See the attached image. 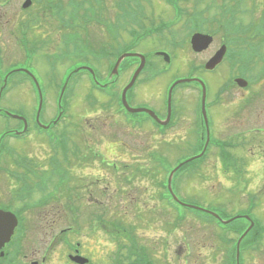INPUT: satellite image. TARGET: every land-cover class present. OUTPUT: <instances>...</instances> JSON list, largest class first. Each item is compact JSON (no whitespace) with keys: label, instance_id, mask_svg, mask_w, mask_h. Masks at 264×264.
Segmentation results:
<instances>
[{"label":"rangeland","instance_id":"rangeland-1","mask_svg":"<svg viewBox=\"0 0 264 264\" xmlns=\"http://www.w3.org/2000/svg\"><path fill=\"white\" fill-rule=\"evenodd\" d=\"M24 1L10 0V6H7L8 10L5 13L8 15L7 18L10 17L12 31H17L20 22L27 19L25 16L31 15L34 18L32 23L37 17L36 22L32 24L31 38L39 42V52L33 57V63H31L25 60L23 50L15 46L11 38L8 50L6 54L4 53L8 65L4 69L9 70L19 64L31 66L44 95L43 108L40 113L41 120L49 122L54 117L56 118L59 113L58 97L61 85L59 83L64 81L68 69L72 67L71 64L80 55L73 52L72 48L67 49L65 47L66 37L64 34L66 31L61 30L59 19L55 17L50 7H46L43 0H36L37 4L34 0L31 9L29 8L30 10L27 11L22 10ZM56 1L64 8L65 16L67 9L71 10L69 0H54V2ZM118 1L103 0L106 8L110 10L105 12V16L114 17L113 10ZM142 4L146 10L145 14H147L144 20L148 24L158 25L163 21L171 20L170 22H172L179 18L176 16L173 6L166 0H148V2L142 1ZM181 7L187 13H197L200 16V22L207 28L204 31L221 29L217 21L225 17L224 15L227 13H229L228 17L233 15L234 25L239 29V32L243 33L241 39L245 41V45L250 51L254 50V54H251L252 69L248 75L253 78L260 76L264 67V0H232V2L230 0H185L181 1ZM226 9H228L227 13L224 12ZM180 19L171 27L170 31L168 30L169 32L165 31L164 36H157L158 38L150 37L140 40L132 37L131 39V36H127V32L123 31L122 50L127 49L126 45L132 43L133 50L144 53L152 64L150 66L154 68L140 76L137 85V98L131 103L133 106H146L162 110L163 95L172 81L177 77L189 75L192 67L203 66L217 48V45L213 44L205 53L194 52L188 36L191 35L189 34L190 29L186 26L189 16H182ZM4 21L6 20L4 19ZM240 25L245 29L250 26L251 29L249 32H245ZM90 28L89 32L80 33V36L81 38L82 36L87 37L91 48L99 51L100 46L107 40V33L105 28L99 24H92ZM171 33L175 37H172ZM218 36L220 38L222 34L219 33ZM7 37V33L3 30L0 34V44L3 40L8 42ZM167 38L180 40L179 46L174 47L171 41L167 45L165 40ZM130 39L131 41L127 42ZM163 48L170 49L173 64L168 66V71L157 75L155 73L163 71L166 62L162 56H157L154 51ZM64 52H68L69 55L65 56ZM91 52L90 49H87V53ZM103 61L108 63V59ZM126 61L134 60L127 59ZM86 62L99 69L101 79L108 76V64L106 65L104 62L99 64L90 54L87 56ZM156 69L160 70L155 71ZM130 72L131 70L123 73L119 81L115 82L114 87L111 88V92L114 93L111 95L113 98L108 97L106 92L97 90L88 74L81 73L78 76L76 74L74 76L76 80L73 79L67 84L61 103L67 108L66 116L61 120L62 122L60 121L57 126L49 131V133H61L68 130L73 137L74 144H79L82 147V153L78 154L76 161L73 159L74 178L80 176L84 187L82 191L79 186L77 191L73 190L74 198L72 201L79 208V226L74 229L72 238L75 241L80 233L85 232L89 233L83 236L87 242L100 237L99 242L104 249L107 248L104 252L106 259L111 258L116 241L121 240L124 243H130L129 235L124 232L117 233L110 224V221H117L127 227V232L133 230L139 241L148 248L150 259L155 264H201L203 260V264H222V262L218 263L213 260L214 257L220 260L223 254L216 245L215 228L204 224L202 220L209 218L206 213L177 204V210L159 208L160 200H157L158 180H155L156 171L159 168L154 163L153 155L155 154L161 161V157H164L162 154L166 155L170 160L168 166L176 167L180 161L193 156L199 150L186 148L187 141L190 138L193 139L194 134L187 135L188 137L185 138L187 132L183 130V126L176 129L174 133H169L166 137L167 134L164 135L159 130H154L150 122L139 125V128L135 129L130 128L122 117L115 115V112H118L127 120L148 121L147 118H142L146 116L144 113L134 114L132 117L125 114L115 100V94L121 91ZM2 73L3 69L1 68L0 75ZM239 73L238 65L233 68L227 64L221 65L215 72L207 71L203 74L213 93L221 83L218 90L226 83L231 84L233 97H236L234 104L228 106L232 107L234 112V114H231L232 111L230 112L232 125H229L228 128L224 126L220 130L217 128V131L223 137L235 133L237 137L233 140L246 139L249 141L246 145L237 146L238 149L234 151L236 157L241 158L244 162L239 163L242 165L240 167L242 173H237L234 168L227 170L222 166L221 161L217 159V150L212 148L202 163L199 161L189 162L179 169L174 175L173 186L186 203L212 209L224 219L236 214L248 213L250 201L256 197L257 207H254L253 214L256 218H261L264 223V137H258L255 140L258 134H253V131L250 130V128L264 125V73L247 90H241L235 82L231 81L232 76H242ZM152 75L155 78L151 79ZM14 78L15 81H18L19 75ZM67 78L68 76L65 78L64 84ZM13 79L9 84V90H6L8 92L5 93L0 102L1 108L4 107L10 112L24 115L33 121L38 108L35 87L33 83H29V80L12 83ZM222 95L226 97L227 93L224 92ZM189 96L192 99L195 98V94H190L188 90H179L178 92V97L185 105L184 100L188 99ZM248 99L250 100L247 101ZM162 115H164V109ZM32 121L31 126L33 125ZM19 125L20 123L16 119L0 115V133L6 127L16 129ZM92 126H95V129L91 128ZM258 130L264 133V129ZM245 131H249L251 134L244 135ZM97 133H101V138ZM46 135H48L47 132L32 127L30 135L25 140L17 137H6L4 142L12 151V155H9L8 152L6 156H3L1 168L12 167L11 171H15L14 167L17 166L14 165V158L24 161L28 158H34L30 166L36 167L41 172L50 168L47 166V161L55 152L46 141ZM183 138H185L183 141L187 142L183 148H176L171 145L175 139L180 142ZM94 150H98L102 153L101 156L106 158L105 167L98 165L100 161H98V155L94 154ZM118 159H122L121 163ZM162 162L165 163V160ZM35 163L38 165L36 166ZM76 163H82L83 166L74 167ZM135 163H138V166H133ZM197 163L200 164L197 165ZM108 164H113V166H107ZM64 166L68 167L67 164ZM124 166L128 172L126 174L134 178L132 186L130 183H123V179L118 177L117 173L121 172ZM116 168L121 169L116 172ZM162 168L164 169L163 166ZM35 173L38 171H34ZM6 174L5 170L0 171V204L11 202L15 208H20L25 213V248L29 249L30 254H34V248L37 245H43L47 236V224L44 227L40 223L41 215L48 217L51 228L55 226L56 229L54 230L57 232L69 222L67 212L64 210V208L68 209V206L72 205L67 199L71 193L68 189V183L58 186V181L53 179L47 187L41 188L40 185L43 184L32 174V179H36L34 184L37 188L30 182L34 191L27 196L25 192L21 193L18 182ZM162 175L161 172L160 178ZM122 188H125L124 195L121 193ZM82 193L84 199L82 201L84 202L81 203V201L78 204V196H82ZM88 193L93 195L91 196L92 202L84 198ZM43 202L46 204L42 205ZM135 202H137V207H133ZM164 203L167 202L164 201ZM94 215L101 220L97 223L98 232L93 234L91 222L95 219ZM180 215H185V218L180 220ZM102 220H106V222L103 223ZM236 221H240V219ZM213 244L216 245L214 249L218 253H212L209 250L213 249ZM50 257L53 258V254ZM184 257H187L188 263H184ZM246 257L247 264H264V244L254 252H248Z\"/></svg>","mask_w":264,"mask_h":264},{"label":"flooded vegetation","instance_id":"flooded-vegetation-1","mask_svg":"<svg viewBox=\"0 0 264 264\" xmlns=\"http://www.w3.org/2000/svg\"><path fill=\"white\" fill-rule=\"evenodd\" d=\"M7 6H10V0H0V34H2L3 30H5V33H7V36H8L7 37L8 42H4L3 40L2 44H0V54L2 55L1 61L4 66L7 65L5 54L11 42L10 39H11V33H12L10 17L7 18L8 15L5 13V11L8 10ZM30 17L31 16H28L27 18H30ZM4 19L6 21H4ZM204 32L212 33L211 31H204ZM212 34L214 38H213V43L211 45L216 44L218 48L221 47L223 44H227L228 46V50L223 59V62L220 63L215 69H217L221 65L232 64L234 62L233 54L229 53L230 46L228 45L225 39V36H221L219 38L217 32H213ZM13 38H14L13 42L15 43V46H17V44L20 42H26L23 39V37H21L20 42H18L19 35H14ZM107 41H108V38L106 40L105 46L107 44L109 54L114 56L118 51H121L122 31H121V21L120 20L117 19L116 21V32H115L113 43L112 42L107 43ZM30 42L31 43L33 42L32 44L33 46H35L36 44L35 41H29V43ZM17 47L23 50L27 49V47L22 44ZM109 47L111 48L112 51L109 50ZM208 50L209 48L200 53H205ZM216 50L208 58L212 57V55L216 52ZM110 58H111L110 56L105 57V59H110ZM125 65L128 70L130 69L132 70L135 66L134 62H128ZM215 69L213 71H215ZM21 74H23L26 78L25 74H28V73L21 71ZM176 87L174 88V90L176 89ZM130 90H131L130 101H133L135 98H137V96L135 93H133V87ZM185 90H188L190 94H195V98L192 99L189 96L188 99L184 100V102L186 103L185 105L181 101V98L178 97V93H175L174 97L171 100V111H170V116L168 120H166L169 114L168 100L166 102L163 101L162 110L164 109V115L161 114L162 111H160V115H162L161 118L166 120L167 122L166 124L162 125L160 128H163L164 132H166L167 134L166 137L168 136L169 133H174V131L181 126H183L182 127L183 130L187 132L185 138H187L188 137L187 135H190V134L197 135L198 132L202 130V126L204 122L203 114H202V98H201L202 86L198 81H195V83L194 82L190 83L182 91H185ZM226 91H227V96H226V99L222 100V104L228 107L234 104V99H233V95H232L233 93H232L231 88L227 87ZM191 105H192V108L190 109ZM221 107L222 106L220 105L218 108V105H215L213 100L208 102L209 122L214 123L216 129L219 128L218 130H220L221 128H224V126L228 128L229 125H232L231 123L232 115L231 114L233 113L231 112V114L230 113L223 114L221 113ZM91 128L95 129V126H92ZM216 129H215V132L218 133ZM97 134L99 138H101V133H97ZM185 138L181 139L180 142L176 141L175 139V142L173 141L174 143H171V144H174L180 148H183L184 145L187 144L188 142V145L186 147H189V148L196 147L198 143V139L196 142L195 139H192L189 137L190 138L189 141L185 142L183 141ZM72 140H73V137H72ZM94 154L98 155V159H99L98 161H100L98 165L100 167L102 166L105 167L106 158L104 156H101L102 153L99 152L98 150L97 151L94 150ZM118 161L121 163L122 159H118ZM134 165L138 166L137 163L133 164V166ZM133 166H132V169H133ZM126 173L128 172L124 170L122 175L126 177L128 180L132 181V183L130 184V186H132L134 178H131ZM69 174L70 175L73 174L71 167L69 168ZM71 192L73 193V190H71ZM88 194L90 197L93 196L92 193H88ZM55 212H58V211H55ZM40 223L44 227L47 224V231H46L47 236L44 239L45 245H37L33 250L35 255L30 254V252L25 248V246L22 245V244H25V238H22V236H18L16 239H14L16 235V231H15L14 236L12 237L11 241L6 243L4 247L0 249V264H15L17 262V259L21 257L22 253H23L22 257H24V261L22 264H107V259L104 255L103 245L100 246L99 243H91V242L87 245L86 241L83 244L80 240L74 241L71 235H69L68 237L58 236L57 233H54L55 226L54 228H51V225L48 221V217H44L43 215L40 216ZM69 228L70 227H68V229ZM216 238L217 237L215 236V239ZM94 241L99 242L100 239L98 238L97 240H94ZM216 245H217V242H216ZM216 245L213 244L212 245L213 249H209L212 253L214 252L218 253V251L214 249ZM52 254H53V258L50 257ZM77 254L83 255L87 257L89 260L82 262V263L79 261H76L71 256L77 255ZM31 256H32V260H30ZM4 258H7V259H4ZM213 260H215L218 263L222 262V264L228 263V259L224 257H221L220 260L219 258L214 257ZM203 262L204 260L201 262V264H203Z\"/></svg>","mask_w":264,"mask_h":264},{"label":"water","instance_id":"water-1","mask_svg":"<svg viewBox=\"0 0 264 264\" xmlns=\"http://www.w3.org/2000/svg\"><path fill=\"white\" fill-rule=\"evenodd\" d=\"M210 37L208 38V36H205V35H202V34H195L194 36H193V38H192V45H193V48L195 49V50H202L203 48H205L209 43H210ZM143 58V57H142ZM217 57L216 58H214L212 61H210L208 64H207V66L208 67H213V66H215V64L218 62L217 60ZM142 67H143V62H142V64H141V66L139 67V69L137 70V72H136V74L134 75V77H133V79H132V81H131V83L125 88V91H124V94H123V96H124V102H125V104H126V106H127V108L129 109V110H131V111H134V112H137V111H142V110H147V109H143V108H130L129 107V105L127 104V102H126V91L128 90V88L129 87H131V85L134 83V81H135V79H136V77H137V75L139 74V72H140V70L142 69ZM180 82V81H179ZM148 112H150L153 116H155L156 117V115L152 112V111H149V110H147ZM11 214V213H10ZM2 213L0 212V232L2 233V232H4L5 230H6V228H8L9 227V219L7 218H5V217H2ZM1 222H2V224H1ZM6 222H7V224H6ZM3 223H5L4 225H3ZM11 228H10V231H7V233L8 232H11Z\"/></svg>","mask_w":264,"mask_h":264},{"label":"trees","instance_id":"trees-1","mask_svg":"<svg viewBox=\"0 0 264 264\" xmlns=\"http://www.w3.org/2000/svg\"><path fill=\"white\" fill-rule=\"evenodd\" d=\"M95 14H96V12H95V9H93L92 7H89V10H88V12L87 13H85V16H88V17H94L95 16ZM61 22L63 23V25L65 26V27H67L68 26V24L70 23V19L67 17V18H62L61 19ZM64 27V28H65ZM66 29V28H65Z\"/></svg>","mask_w":264,"mask_h":264},{"label":"bare ground","instance_id":"bare-ground-1","mask_svg":"<svg viewBox=\"0 0 264 264\" xmlns=\"http://www.w3.org/2000/svg\"><path fill=\"white\" fill-rule=\"evenodd\" d=\"M28 4H31L30 2H28Z\"/></svg>","mask_w":264,"mask_h":264}]
</instances>
